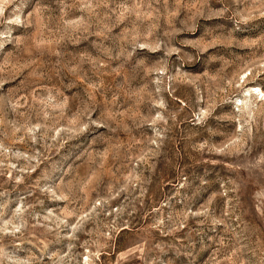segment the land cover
Listing matches in <instances>:
<instances>
[{"label":"rangeland","instance_id":"rangeland-1","mask_svg":"<svg viewBox=\"0 0 264 264\" xmlns=\"http://www.w3.org/2000/svg\"><path fill=\"white\" fill-rule=\"evenodd\" d=\"M0 264H264V0H0Z\"/></svg>","mask_w":264,"mask_h":264}]
</instances>
